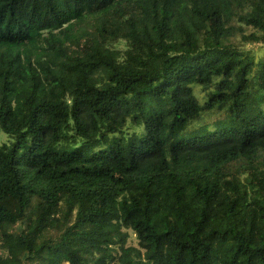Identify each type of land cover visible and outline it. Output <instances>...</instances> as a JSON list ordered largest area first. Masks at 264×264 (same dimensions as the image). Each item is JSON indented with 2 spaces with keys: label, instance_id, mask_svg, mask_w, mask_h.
<instances>
[{
  "label": "trees",
  "instance_id": "trees-1",
  "mask_svg": "<svg viewBox=\"0 0 264 264\" xmlns=\"http://www.w3.org/2000/svg\"><path fill=\"white\" fill-rule=\"evenodd\" d=\"M247 44L264 0H0V264H264Z\"/></svg>",
  "mask_w": 264,
  "mask_h": 264
},
{
  "label": "rangeland",
  "instance_id": "rangeland-1",
  "mask_svg": "<svg viewBox=\"0 0 264 264\" xmlns=\"http://www.w3.org/2000/svg\"><path fill=\"white\" fill-rule=\"evenodd\" d=\"M244 47L247 51H250L251 53H253L256 62L264 58V45L247 44ZM120 48L122 49L123 45L120 46ZM194 94L196 95L200 104H203L208 99V91H204V89L201 86H197V85L194 86ZM220 119H223L222 113L212 112L210 114L204 115L200 121H198L197 123L193 124L190 127V130L196 129L198 127L201 128L204 125H208L212 129L214 123ZM126 129H127V134L129 136L135 133L140 134L143 132L141 128H137L132 124H128V127ZM11 142H12V139L6 133L0 130V146L3 144H10ZM130 234H131V238L129 239V245L137 246L138 242L135 238V235L131 231H130Z\"/></svg>",
  "mask_w": 264,
  "mask_h": 264
}]
</instances>
